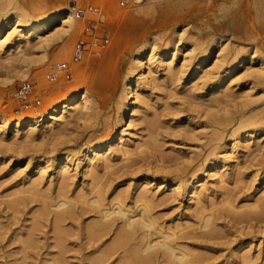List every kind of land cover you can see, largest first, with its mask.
Returning <instances> with one entry per match:
<instances>
[{
    "label": "rangeland",
    "instance_id": "rangeland-1",
    "mask_svg": "<svg viewBox=\"0 0 264 264\" xmlns=\"http://www.w3.org/2000/svg\"><path fill=\"white\" fill-rule=\"evenodd\" d=\"M54 1L0 0V18L18 13L31 22L50 12ZM83 3L91 10L75 20L64 40L56 37L60 26L51 30L47 36L55 42L47 51L37 46L31 54L16 57L6 53L8 45L0 49L3 121L43 118L49 107L77 90L86 92L91 106L84 119L81 111L72 114L53 128L36 130L32 141L14 139L13 125L6 133L0 131V264H174L162 251L150 250L148 259L129 258L130 251L143 245V231L117 245L123 220L116 216L98 228L101 217L93 201L97 195L106 208L117 203L135 212L148 208L157 226L178 233L176 242L187 255L186 264H264V130L246 151L244 137L234 136L240 121L264 117V30L255 42L259 27L264 28V0H229L226 7L213 10L237 12L235 20L243 30L214 44L215 58L206 65L213 74L201 81H193L192 75L207 41L198 36L192 18L209 8L208 0H136L127 8H119L116 0ZM60 6L68 7V0H61ZM93 26L94 36L108 44L72 63L78 42L89 41L87 28ZM11 32L6 29L4 38ZM221 43L225 51L216 60ZM192 44L203 46L189 54ZM176 45L174 70L168 73L166 61ZM151 48L157 53L152 59ZM244 51L256 59L238 64L224 80L228 86L212 92L236 53ZM166 52L169 56L163 55ZM62 63L70 66V80L56 71ZM140 66L145 79L135 127L126 134L124 148L115 141L114 151L85 175L81 153L121 127L128 82ZM22 67L27 75L14 77ZM23 82L31 84L39 108L22 110L14 99L16 86ZM225 94L230 97L227 104H216ZM242 110L247 113L243 118ZM45 132L49 139L42 137ZM122 149L129 152L128 158ZM63 153L77 169L58 175ZM224 164L229 166L222 168ZM219 169L227 176L224 185L215 180ZM193 186L209 189L195 205L190 200ZM61 199L73 212L58 221L59 207L50 205ZM208 211L215 217L210 215L214 234L200 226Z\"/></svg>",
    "mask_w": 264,
    "mask_h": 264
},
{
    "label": "bare ground",
    "instance_id": "bare-ground-1",
    "mask_svg": "<svg viewBox=\"0 0 264 264\" xmlns=\"http://www.w3.org/2000/svg\"><path fill=\"white\" fill-rule=\"evenodd\" d=\"M210 2L208 8L204 13L201 15L193 16L192 22H195L194 28L198 31V36L206 39L205 47L200 50L199 56H198V62L197 67L195 71L193 72L192 79L193 81H201L205 77H209L213 74L211 70L206 69L207 63L210 61L213 57V50H214V44L219 46V42L224 37L231 38L236 37L242 33V26L241 24L236 22V16L237 12L230 11V8H227L228 11L225 9L222 12L215 13L213 10L217 7H226L229 5V0H208ZM142 0H137V3H141ZM206 4V3H205ZM208 4V3H207ZM61 0H55L54 1V7L49 12L44 13V15L40 16L38 19L29 22L26 20L25 16L16 14H10L6 15V17L0 18V49L4 45H8L10 47V50L6 53L9 56H18L23 54H31L33 50L39 46L40 49L47 51V48L50 46L52 40L53 43L55 42V39L48 38L47 34L50 33L51 30L56 28L57 26H60L61 32L58 36L59 39L64 40L69 36L71 31L74 28L75 25V19L70 14L69 8L66 6H60ZM218 10V9H217ZM231 10H234L231 8ZM97 15L99 13H96ZM27 16V15H26ZM29 16V15H28ZM27 16V18H28ZM100 16V15H99ZM248 17V16H247ZM247 22V20H246ZM262 22V21H261ZM260 23V21H259ZM264 23V22H262ZM258 24V23H257ZM261 25V24H258ZM263 25V24H262ZM259 27V32L256 33V39L255 42H257L261 35L263 34V26ZM6 29H13V32L9 33L8 37L4 38V31ZM54 37V38H56ZM58 40V39H57ZM35 42L32 46V42ZM209 42H211L209 44ZM25 46V49L23 48ZM203 45H200L199 47L195 44H192L190 46L189 54H193L194 51ZM223 43H221V48H218L219 55L216 57V60L219 59L222 55L221 52L225 51L223 49ZM143 50L140 51L138 54V59L136 61V64H140L139 61L141 55L145 51V47L142 48ZM154 48H151L149 50L150 59L154 58L157 53L155 54ZM179 51V45H176L174 47V50L171 52L169 59H167V72L171 73L174 70V61L177 52ZM169 53L166 52L163 55H168ZM163 56L162 54H160ZM221 55V56H220ZM169 56V55H168ZM256 58L251 57L249 51H244L242 53H236V56L234 59L229 63L226 71V75L223 77L222 80H220L217 84V87L212 89V92L218 91L219 89H225L228 84L224 82V80L232 76L234 71L236 70L238 64L244 63L246 61H253ZM239 61V62H238ZM137 73L135 72L134 75L130 78V81L128 82V90L126 95V100L123 104V113L121 116L122 125L121 127L116 131L114 135H112L110 138H108L106 141H104L100 145H92L85 149L80 156V160L82 162L85 161V175H88L92 169L96 166V162L100 160L101 157L112 153L113 150V144L115 141H118V145H122V147L126 144L125 136L127 133H130L134 127H135V112L137 108V99L139 96V91L142 89L144 83L145 76L142 71V66L138 67ZM18 72V73H17ZM16 75L14 77H20L23 75L25 77L27 75V72L25 71L24 67L20 68L19 71H17ZM260 76V75H259ZM261 79L264 78L260 77ZM12 79V78H10ZM224 101L222 99H217L215 101L216 104L220 103H226L229 100V95H224ZM91 109L90 103L87 99L86 92L83 90H77L72 93H69L66 97L62 98L60 101H58L55 105L52 107H49L45 117H33L31 119H20V118H10L8 120L3 121L0 117V131L3 133H6V128L13 125L14 130L12 133V137L14 139L22 138L24 142L32 141L33 135L36 132V130L39 131H46L48 128H53L54 125L57 123L63 122L68 116H71L72 114H77L80 111L81 118H85L89 111ZM246 111L242 110L240 116L243 118L246 115ZM64 119V120H63ZM264 121V117L254 115L249 117V120L247 123L243 124L242 121H240L237 124V127L235 128L234 136L235 140L241 139V137H244L245 140V151L249 149L251 140L257 137V134L264 130V124L261 122ZM232 123V121H231ZM44 135V134H43ZM33 137L32 139L30 137ZM44 139H49L50 137L46 134L42 136ZM236 146H232V149H234ZM124 148V147H123ZM120 151V150H119ZM249 151V150H248ZM124 157L128 156L129 152L124 149H122ZM120 152V153H122ZM129 157V156H128ZM127 157V158H128ZM59 171L58 175H64L65 173H68L70 170H76L77 167L71 162L70 155L68 154H62L60 156V160L57 161ZM227 165V164H226ZM222 166V168H225L226 166ZM229 166V165H227ZM39 172H36L39 174L41 172V168H38ZM220 170V169H219ZM216 183L217 184H223L226 183V175L224 173H221V170L218 171L216 174ZM146 184H148V180L145 181ZM165 183V182H164ZM224 185V184H223ZM35 187V184H32V187ZM194 187L192 188L193 193L190 197V200L193 205L199 204L201 202V193L209 191V189H203ZM93 201L97 204L98 211L100 214V224L97 225L98 228L106 227L109 224V221H114L116 216H119L123 220V228L117 233L115 243L117 245L125 242L133 233L137 231H143L144 233V241L143 245L140 246L137 250L134 252L130 251V256L134 261L137 260H143L148 259L151 255L150 250L154 251H162V253L170 258L172 261H174V264H186L185 259L187 258V255L183 250H181V247L177 244L176 239L178 238V233L174 231H164L162 228L157 226L155 220L153 217L149 214V209L144 208L140 212L135 211H129L126 209V207L122 203H117L115 206L113 205L110 208H106L105 204L102 203V199L100 195H97L93 198ZM68 202L64 200H59L58 202L51 204L50 207H59L56 212V218L58 221H61L62 218H64L65 214L72 213L73 208L71 204H67ZM65 207V209H63ZM205 207V206H204ZM257 208V207H255ZM203 209V208H202ZM205 211L202 213L203 215H206ZM205 213V214H204ZM212 212H207V216H204L201 220L202 226L204 229H206V233H212L214 234V215L211 214ZM214 219H212L211 217ZM114 216V217H113ZM106 221V222H105ZM96 227V228H97ZM210 229V230H209ZM205 234V233H204ZM207 235V234H206ZM210 235V234H208ZM207 235V236H208ZM153 236H157V239L153 240L151 239ZM114 247V246H113Z\"/></svg>",
    "mask_w": 264,
    "mask_h": 264
},
{
    "label": "built area",
    "instance_id": "built-area-1",
    "mask_svg": "<svg viewBox=\"0 0 264 264\" xmlns=\"http://www.w3.org/2000/svg\"><path fill=\"white\" fill-rule=\"evenodd\" d=\"M136 0H116V4L119 8H127L131 6ZM68 8L70 14L75 20H82L85 18L87 12L91 10L87 9L83 3V0H68ZM91 34L89 41L81 40L78 42L74 55L72 58V63L80 62L83 57L92 49L99 48L108 44L107 39H98L94 36L95 26L87 28ZM56 71L58 74H61L66 80L72 78L71 69L69 64L62 63L57 65ZM51 77V76H50ZM55 78V77H53ZM14 99L19 103V106L22 110H34L40 107L41 101L34 97L32 86L29 82H23L16 86L14 92Z\"/></svg>",
    "mask_w": 264,
    "mask_h": 264
}]
</instances>
